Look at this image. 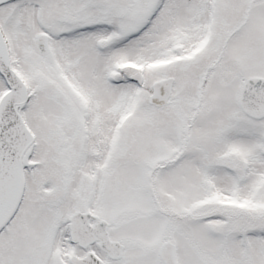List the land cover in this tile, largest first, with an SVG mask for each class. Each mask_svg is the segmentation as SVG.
Here are the masks:
<instances>
[{"label": "snow or ice", "instance_id": "6c2138e0", "mask_svg": "<svg viewBox=\"0 0 264 264\" xmlns=\"http://www.w3.org/2000/svg\"><path fill=\"white\" fill-rule=\"evenodd\" d=\"M0 264H264V0H0Z\"/></svg>", "mask_w": 264, "mask_h": 264}]
</instances>
